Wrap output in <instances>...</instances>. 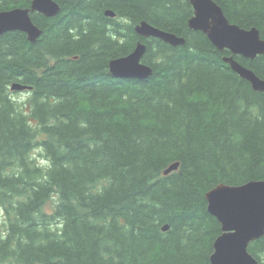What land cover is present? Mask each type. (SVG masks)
Segmentation results:
<instances>
[{
	"label": "trees",
	"instance_id": "trees-1",
	"mask_svg": "<svg viewBox=\"0 0 264 264\" xmlns=\"http://www.w3.org/2000/svg\"><path fill=\"white\" fill-rule=\"evenodd\" d=\"M54 1L56 17L31 12L36 43L0 36V264H211L206 193L264 181V94L189 28L190 0ZM214 1L264 38V0ZM142 21L186 45L140 37ZM138 42L153 75L111 77ZM234 58L264 79V56ZM249 252L264 264V237Z\"/></svg>",
	"mask_w": 264,
	"mask_h": 264
},
{
	"label": "water",
	"instance_id": "water-1",
	"mask_svg": "<svg viewBox=\"0 0 264 264\" xmlns=\"http://www.w3.org/2000/svg\"><path fill=\"white\" fill-rule=\"evenodd\" d=\"M190 3L194 14L188 21L189 28L206 35L220 52H230L223 62L247 81L255 92L264 94V79L234 58L242 56L254 60L264 56V38L260 31L256 27L244 29L231 23L214 0H190ZM32 11L53 18L61 12V7L54 0H34ZM29 13L30 10L0 12V36L19 31L25 33L31 43H36L42 30L34 24ZM106 15L115 17L110 10ZM135 31L144 39L156 38L173 47L187 43L184 37L163 31L146 21L137 24ZM146 51V44L138 42L132 53L110 61L108 74L121 79H149L153 69L143 63ZM31 88L20 83L11 86L12 91ZM179 167V163L170 165L164 175L177 171ZM206 200L208 212L218 220L222 230L213 243L211 264H260L249 252V245L264 237V181L239 186L218 184L206 193ZM168 229L169 226L165 225L162 230L165 232Z\"/></svg>",
	"mask_w": 264,
	"mask_h": 264
},
{
	"label": "rangeland",
	"instance_id": "rangeland-1",
	"mask_svg": "<svg viewBox=\"0 0 264 264\" xmlns=\"http://www.w3.org/2000/svg\"><path fill=\"white\" fill-rule=\"evenodd\" d=\"M12 91V90H11ZM13 96L18 100H25L28 96V93L26 91H17L13 94ZM5 221L4 215L2 212H0V224L3 225V222Z\"/></svg>",
	"mask_w": 264,
	"mask_h": 264
},
{
	"label": "bare ground",
	"instance_id": "bare-ground-1",
	"mask_svg": "<svg viewBox=\"0 0 264 264\" xmlns=\"http://www.w3.org/2000/svg\"><path fill=\"white\" fill-rule=\"evenodd\" d=\"M33 2H34V0L32 1V3H31V6L29 7V8H14V9H10L11 11H23V10H30V16H31V12H33L32 11V6H33ZM10 10H4V11H0L1 13L2 12H4V13H7V12H10ZM33 21V20H32ZM14 32V31H13ZM28 87H31V86H28ZM32 89V88H31ZM30 89V90H31ZM178 171V170H177Z\"/></svg>",
	"mask_w": 264,
	"mask_h": 264
},
{
	"label": "flooded vegetation",
	"instance_id": "flooded-vegetation-1",
	"mask_svg": "<svg viewBox=\"0 0 264 264\" xmlns=\"http://www.w3.org/2000/svg\"><path fill=\"white\" fill-rule=\"evenodd\" d=\"M192 6V5H191ZM192 9H193V7H192ZM193 14H194V10H193ZM193 14H192V16H193Z\"/></svg>",
	"mask_w": 264,
	"mask_h": 264
}]
</instances>
